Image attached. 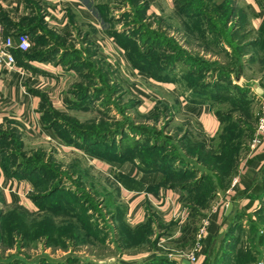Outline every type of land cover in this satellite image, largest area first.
I'll list each match as a JSON object with an SVG mask.
<instances>
[{
    "label": "crops",
    "instance_id": "obj_1",
    "mask_svg": "<svg viewBox=\"0 0 264 264\" xmlns=\"http://www.w3.org/2000/svg\"><path fill=\"white\" fill-rule=\"evenodd\" d=\"M236 5L243 13L234 14L249 19L250 48L237 46L235 56L226 44L214 52L178 43L169 49L179 35H189L179 29L187 21L177 14L173 0H0V45L8 37L13 42L15 36L27 35L29 51L26 57L13 55L12 69L0 66V205L23 208L33 203L30 193H35L43 162L36 163L35 170L20 165L32 152L72 179L91 169L103 177L99 191L104 198L107 264H181L202 221L204 232L193 264H264L263 227L256 214L264 208V195L258 191L264 189V134L253 150L248 139L240 143L233 173L222 177L224 184L219 173L186 152L202 144L204 153L217 154L222 129L219 108L211 98L214 89L230 97L246 95L257 100V107L264 102V11L258 0H236ZM162 24L173 31L170 36L161 33ZM152 33L156 51L142 53L140 66L133 64L135 54L152 43ZM148 55H158L161 62L171 56L173 61L160 63L161 74L154 77L142 61ZM220 55L236 64L224 67ZM97 77L101 82L107 77L106 83H97ZM103 87L125 94L126 109L133 114L130 127H122L123 135L114 134V146L99 137L97 91ZM89 111L93 116H77ZM89 126L98 132L94 144L85 143L92 133ZM14 138L24 160L6 169L3 154L11 151L3 147ZM124 143L131 148L128 158L123 157ZM144 145L167 158L141 162L136 152ZM106 146L115 148L117 157ZM61 151L71 156L67 165L54 157ZM166 168L187 169L193 172L189 181L200 180V185L172 180ZM201 174L211 186L207 197ZM74 183L96 189L88 181Z\"/></svg>",
    "mask_w": 264,
    "mask_h": 264
},
{
    "label": "rangeland",
    "instance_id": "obj_2",
    "mask_svg": "<svg viewBox=\"0 0 264 264\" xmlns=\"http://www.w3.org/2000/svg\"><path fill=\"white\" fill-rule=\"evenodd\" d=\"M178 1L184 3V12L190 18L184 17L187 22L181 23L183 27H179V29L188 31L189 35L188 37L179 35L175 42L172 40L174 47L169 45V49L175 50V45L178 43L176 45L178 47L194 46L193 48L197 51L199 49L208 51L211 47L214 52L217 51V45L225 46L226 44L231 49L230 54L236 56L235 47L246 44L250 48V34L247 29L249 19H246L245 15H242L244 17L236 15L240 12L243 13L242 8L236 5V0ZM225 8H229L228 12H236V14L232 13L229 19H224ZM196 16L203 17L201 20H196ZM161 26V33L162 31L167 35L170 32L173 33L170 29H164L165 24ZM231 43H234L235 47H231ZM218 59L224 63L226 68L236 64L231 58H224L222 55ZM214 64L219 63L215 62ZM210 72L216 77L221 76V73L214 72V70ZM104 78L107 79V77ZM106 79L101 82L97 77L96 82L106 83ZM119 79L122 80V77ZM97 98L99 99V131L111 128L112 118L119 121H116V124L123 123L124 130L130 127L133 114L130 109H126L129 106V101L125 94L119 90L111 92V90L104 89L97 91ZM256 101L253 98H248L246 105L237 107L235 105L238 103L230 102L228 99L224 103H217L219 111L231 114V118L224 122L225 128L232 129L229 133L235 136L238 133V128L252 129L260 114V106L257 107ZM77 116L84 119L93 116V112L77 113ZM232 125L235 126L232 127ZM91 127L89 126V129ZM157 128L159 130L160 127ZM139 130L141 132L148 131L149 134L156 133L153 128L146 129V131L144 128ZM157 141L159 142V139ZM3 148L12 153L10 156L12 159L9 162L24 160V153L20 151L15 138L11 144H5ZM29 154V160L37 161V163L43 162L42 167L44 168L38 178L42 182L39 186L34 185V192L49 196L55 191L54 196L44 198L41 203L38 200L33 201L30 206L27 205L28 207L23 208L19 206L20 204L13 207L7 206V208L0 205V264H107L106 233L102 232L105 229L104 198L99 191V186L101 183L103 184V177L101 178L96 171L91 169L85 173L74 174L72 179V176L61 172L59 168L50 167V161L42 160L39 156L35 159L32 152ZM54 157L61 165H67L68 161H71V156L66 151H61ZM54 172L59 173L55 175ZM51 177L52 180H50ZM79 180L91 182L90 184H93L96 189L94 187L84 189L83 186L74 183ZM51 186H54L56 190L49 192L48 189ZM35 193H30V198ZM23 199L20 198L22 202ZM31 200L33 199L31 198ZM260 230V235L263 237L261 244L264 246V226ZM261 261L263 264V260L259 262Z\"/></svg>",
    "mask_w": 264,
    "mask_h": 264
},
{
    "label": "trees",
    "instance_id": "obj_3",
    "mask_svg": "<svg viewBox=\"0 0 264 264\" xmlns=\"http://www.w3.org/2000/svg\"><path fill=\"white\" fill-rule=\"evenodd\" d=\"M174 2V6L176 8V11L177 13H180L183 17H187V19H190L188 18V14L184 12V3H180L178 0H173ZM258 3L260 4L261 8L263 9L264 11V0H258ZM229 11V8H225L224 9V19H229V16L231 17L232 16V13L234 12H228ZM204 16V15H203ZM203 16H196V20H201V18ZM192 18V16H191ZM194 18V17H193ZM156 37L154 36V33L151 34L150 36V39L152 41L151 44H149L147 46L146 49H143L142 51H138L136 54H135V57L133 58V64H136L138 66H140L139 64V56L144 53V52H152V51H156V45H155V39ZM234 44V43H233ZM232 43L230 44L231 47H235ZM236 48V47H235ZM12 51V54L13 55H18L20 57H26L27 54H28V48L25 50V52H21V51H18L16 49H13L11 50ZM146 54V53H144ZM30 56V55H28ZM145 64L146 67L150 68L151 70V73L150 75L154 76V77H159V74H161V69H160V63H164V64H171V62L173 61V57H166L163 59V62H161L160 60V57L158 55H152V56H149L142 60ZM220 77V76H218ZM196 88V86H193V88ZM193 88H190V89H193ZM226 88L223 87V90H225ZM216 103H224V101H226L227 99L230 100V102H234L235 103H238L236 104L235 106H243V105H246L248 102V98L246 95H242L240 94L239 96L238 95H235V96H227V95H224V94H221V89H214L213 90V95L211 97ZM241 108V107H240ZM217 116L219 118V121H221V134L218 136V141L216 143V145H218V149H217V154H214L213 151H209V152H203V148L204 146L202 144H197V145H194V146H189V148L187 147V154L191 155L194 159L197 160L198 163L202 164L205 168L207 169H214L217 173H219V183L220 184H224V178L222 177H226L228 176L230 173H233V166H234V160L236 159L237 155H238V152L240 151V143H244L245 140H249L251 135H252V129L250 130L248 127H244L242 129H239L238 128V133L234 136L233 134L229 133L232 129L228 130V128H225L224 126V122H227V120H229L231 118V114H229L228 112H222V111H217ZM117 122H113L111 124V128H107L105 129V131H99L100 132V142H104V143H108V142H113L114 141V134L116 133H120V135H123V131H122V124H116ZM113 125V126H112ZM235 126V125H232V127ZM238 126V124H237ZM114 127V128H113ZM237 128V127H236ZM96 126H92L91 127V131L92 133H90L88 135L89 139L87 140V142L85 143H89V144H94V142H96L99 138L97 137V134L98 132H96ZM122 137V136H121ZM11 144V142L9 143ZM114 146V143H112ZM111 146V148L107 149L108 147L106 146L105 150L107 152L110 151V154L112 156H116V154H114L115 152V148H113ZM122 148H124V153H125V158H128L129 156H131L132 152H131V148H129V146H126L125 143L124 145H122ZM134 152V150H133ZM11 152L9 154H6L4 155L3 154V166L4 168L6 169H9L12 165H15L17 160L16 161H13L12 163L9 162L12 158H10L11 156ZM136 155L139 157L140 161L141 162H146L147 160L149 162H156L158 160H164V158H167L166 156H162L161 153L158 151L157 152H154L152 151V147L149 145H144L142 146L141 148L138 149V151L136 152ZM170 155L172 154H169V157H171ZM122 157V156H121ZM31 165H30V164ZM37 161L36 162H33L32 160H25L23 162H21V166L23 167H28V168H33V170L39 168L37 165H36ZM18 165V164H17ZM16 165V170L18 169ZM27 168V169H28ZM44 171V168H42V171H41V174L42 172ZM166 171L169 174V178L172 179V180H175V181H182L180 182L181 184H185L186 186H198L200 185V180L198 181H189L190 178H188L189 175H192L193 172L189 171V170H184V171H179L177 172L176 169H167L166 168ZM12 172V171H11ZM44 177V176H43ZM46 178V177H45ZM168 178V179H169ZM200 179H203L204 181L201 183L202 184V191L203 193L205 194V196L207 197V195L209 194V192L211 191L210 188V184H208L206 186V181L208 179H206L205 175L204 174H201L200 175ZM41 180V179H40ZM40 180H36L34 181V185H38L41 184L42 181ZM47 180V178H46ZM45 180V182H46ZM184 180V181H183ZM186 181H188L186 183ZM48 189V188H47ZM49 192H52L55 189L54 186H51L50 189H48ZM258 191L264 195V189H260L258 188ZM55 192V191H54ZM53 192V193H54ZM52 193V195H49V196H54V194ZM48 195V194H47ZM49 196H46L45 194H38V193H35V195H33L31 198L33 199V201H36L38 200V202L41 203V200H43L44 198L46 199V197H49ZM205 197V204L207 203V198ZM257 214V220L259 221L261 227L264 226V208L261 209L259 208L256 212ZM92 234V233H90Z\"/></svg>",
    "mask_w": 264,
    "mask_h": 264
},
{
    "label": "built area",
    "instance_id": "obj_4",
    "mask_svg": "<svg viewBox=\"0 0 264 264\" xmlns=\"http://www.w3.org/2000/svg\"><path fill=\"white\" fill-rule=\"evenodd\" d=\"M27 48H28L27 35H17L15 36L13 42L12 39L8 37L0 45V66L6 69H12L14 64V58L11 50L16 49L18 51L25 52ZM259 111L260 114L258 115L257 122L254 125V130L252 131V135L247 142L249 150H253L260 145L261 136L262 134H264V102L261 103ZM235 182L236 179L234 178L231 181L229 187L233 186ZM204 225L205 222L202 221L197 226V231L194 235V245L191 249V252L189 254H185L184 256L185 259L191 264H193L195 261V254L197 253V250L199 248L198 242L200 241L202 234L204 232Z\"/></svg>",
    "mask_w": 264,
    "mask_h": 264
},
{
    "label": "water",
    "instance_id": "obj_5",
    "mask_svg": "<svg viewBox=\"0 0 264 264\" xmlns=\"http://www.w3.org/2000/svg\"><path fill=\"white\" fill-rule=\"evenodd\" d=\"M230 208H231V202H229V203L226 205L225 209H224L225 215H227V214L229 213ZM180 263H181V264H191V263H189L186 259H182V260L180 261Z\"/></svg>",
    "mask_w": 264,
    "mask_h": 264
}]
</instances>
